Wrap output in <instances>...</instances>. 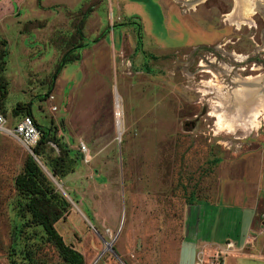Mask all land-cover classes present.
<instances>
[{"label": "rangeland", "instance_id": "obj_1", "mask_svg": "<svg viewBox=\"0 0 264 264\" xmlns=\"http://www.w3.org/2000/svg\"><path fill=\"white\" fill-rule=\"evenodd\" d=\"M194 1L0 0L8 115L31 104L71 150L88 148L62 181L48 174L71 206L55 229L85 264H195L200 246L229 242L245 247L222 264H264V13ZM72 38L80 60L55 77ZM243 87L260 97L245 118ZM27 154L0 132V264Z\"/></svg>", "mask_w": 264, "mask_h": 264}, {"label": "trees", "instance_id": "obj_2", "mask_svg": "<svg viewBox=\"0 0 264 264\" xmlns=\"http://www.w3.org/2000/svg\"><path fill=\"white\" fill-rule=\"evenodd\" d=\"M91 9H87L78 20L74 37L82 36L84 21ZM2 43L5 44L3 41ZM138 43L140 45V42ZM66 45L67 50L61 59L64 64L58 65L57 70H59L58 72L56 70L55 77L59 75L66 62L80 60V55L74 53L75 50L80 49L79 45H75L74 38ZM83 47L86 46L81 48ZM2 70L3 64L0 62V111L6 116L10 125L18 123L24 117H31L40 134L39 139L31 147V152L40 165L30 154H27L23 168L13 183L15 195L10 204L13 219L8 263L45 264L36 256L37 247L43 243L55 249L62 264H85L82 254L67 245L55 229V224L68 215L71 206L48 176L49 174L60 182L74 173L82 160V153L71 150L50 127L44 128L39 125L33 115L31 104L18 103L8 115L5 107L8 95L7 82L3 79ZM49 91L51 86L48 93ZM191 200L189 199L188 204Z\"/></svg>", "mask_w": 264, "mask_h": 264}, {"label": "built area", "instance_id": "obj_3", "mask_svg": "<svg viewBox=\"0 0 264 264\" xmlns=\"http://www.w3.org/2000/svg\"><path fill=\"white\" fill-rule=\"evenodd\" d=\"M52 110L55 111L56 108L53 107ZM118 115L116 114V116ZM0 132L20 140L27 149L34 146L40 135L31 117H24L18 123L10 125L8 119L1 111ZM80 151L84 154L88 151L85 144L80 143ZM232 249V243H227L225 247L218 245H214L213 247H208L206 245L200 246L197 249L198 252L195 264H222L221 260L232 251Z\"/></svg>", "mask_w": 264, "mask_h": 264}, {"label": "bare ground", "instance_id": "obj_4", "mask_svg": "<svg viewBox=\"0 0 264 264\" xmlns=\"http://www.w3.org/2000/svg\"><path fill=\"white\" fill-rule=\"evenodd\" d=\"M243 14H244V16H246V17H248V16H250L252 13H253V7L252 6H250L249 5V3H244L243 4ZM238 9H241V7H237ZM233 17H234V15H233ZM244 19V18H243ZM240 20H242V19H240ZM232 22H236V23H239V21L237 22V20H234L233 18H232V20H231ZM248 82V81H247ZM249 84V83H248ZM252 84V83H251ZM248 91H250V90H248L246 87H243L242 88V90H240L238 93H240V94H242V95H240V96H242V99H238L237 101H236V104L238 105L237 107V111H238V114L240 115V117H243V118H245L246 116H248L249 115V113L251 112V108H253L254 107V105H247V104H250L251 102H252V98H251V96H253V98L255 99V100H258V98H260L259 96H258V94L257 93H253V92H248ZM253 93V94H252ZM248 94H249V97H248ZM251 94V95H250ZM260 94V93H259ZM245 95H247V96H245ZM257 96V97H256ZM263 103H264V101H262ZM117 104H118V106L116 107L115 106V108H116V114L118 115V113H120V106H119V103L117 102ZM247 105V107H245ZM251 106V107H250ZM249 107H250V109H249ZM259 108H262V110H264V105H261V106H259ZM258 110H260V109H258ZM119 116V115H118ZM239 117V118H240ZM117 121H118V118H117ZM105 243V242H104ZM108 247H110V244L108 245ZM108 249V248H107Z\"/></svg>", "mask_w": 264, "mask_h": 264}, {"label": "flooded vegetation", "instance_id": "obj_5", "mask_svg": "<svg viewBox=\"0 0 264 264\" xmlns=\"http://www.w3.org/2000/svg\"><path fill=\"white\" fill-rule=\"evenodd\" d=\"M196 1V3L197 2H201V1H203V0H195ZM194 1V2H195ZM234 1V5H236V2H237V5L239 6V7H242L243 6V4L245 3H249V4H252V6L254 7V8H256V10H257V13H264V0H233ZM236 1V2H235ZM242 14V13H241ZM243 17V16H242ZM247 21V20H246Z\"/></svg>", "mask_w": 264, "mask_h": 264}, {"label": "water", "instance_id": "obj_6", "mask_svg": "<svg viewBox=\"0 0 264 264\" xmlns=\"http://www.w3.org/2000/svg\"><path fill=\"white\" fill-rule=\"evenodd\" d=\"M236 8V7H235ZM235 10V9H234ZM261 91H264V85H263V87L261 88V90H259V92H261ZM258 92V93H259ZM115 105H116V107L118 106V104H117V98H116V100H115ZM116 124H117V130H118V135L120 136V131H119V121L118 122H116ZM29 154L37 161V163L40 165V163L38 162V160H37V158L34 156V154L31 152V150L29 149ZM42 167V166H41ZM43 168V167H42ZM44 170V169H43ZM54 183L56 184V182L54 181ZM56 186H57V188L65 195V197L67 198V199H69L68 198V196L64 193V191L62 190V188H61V186H59V185H57L56 184ZM111 245V244H110ZM111 248V247H110Z\"/></svg>", "mask_w": 264, "mask_h": 264}, {"label": "crops", "instance_id": "obj_7", "mask_svg": "<svg viewBox=\"0 0 264 264\" xmlns=\"http://www.w3.org/2000/svg\"><path fill=\"white\" fill-rule=\"evenodd\" d=\"M4 41V40H3ZM229 242V241H228ZM229 243H232V242H229ZM233 244V243H232ZM241 245H243V243L241 244ZM240 245V247L239 246H235L234 244H233V246H234V249L233 250H235V247H237V250L239 251V252H241L242 250H243V248L245 247V245H243V246H241Z\"/></svg>", "mask_w": 264, "mask_h": 264}]
</instances>
